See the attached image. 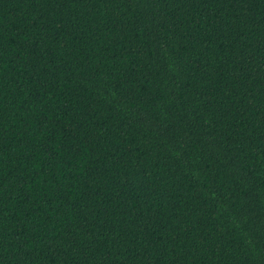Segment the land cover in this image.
Returning a JSON list of instances; mask_svg holds the SVG:
<instances>
[{
  "label": "trees",
  "instance_id": "16d2710c",
  "mask_svg": "<svg viewBox=\"0 0 264 264\" xmlns=\"http://www.w3.org/2000/svg\"><path fill=\"white\" fill-rule=\"evenodd\" d=\"M0 264H264V0H0Z\"/></svg>",
  "mask_w": 264,
  "mask_h": 264
}]
</instances>
